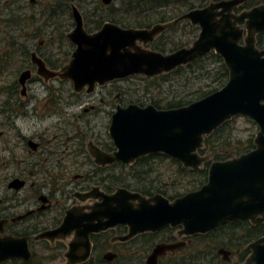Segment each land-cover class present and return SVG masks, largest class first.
<instances>
[{"label":"water","instance_id":"obj_1","mask_svg":"<svg viewBox=\"0 0 264 264\" xmlns=\"http://www.w3.org/2000/svg\"><path fill=\"white\" fill-rule=\"evenodd\" d=\"M245 1H211L203 8L191 9L172 21L148 28H124L107 22L91 34L83 29L81 15L74 7L77 25L68 36L75 49L69 61L59 70L51 71L41 59H33L39 74L70 80L75 91L87 85L89 92L96 84L132 75L152 77L168 73L211 51L222 59L228 70L226 83L187 105L166 109L135 104L118 107L109 126L117 150L110 156L92 144L91 154L97 164L114 160L130 164L141 156L161 153L186 168L196 169L210 159L208 153H200L205 137L221 124L243 116L258 127L253 149L211 161L206 182L174 199L161 193L144 195L125 187L105 193L94 186L87 192L74 193L79 201H94L70 207L57 228L37 237L65 240L75 230L65 252L67 264L86 261L92 248L91 235L118 225H125L127 232L112 240L126 241L165 227H178V236L186 237L238 221L264 223V48L256 45V36L264 33V3L238 13L233 11ZM181 19L199 26L192 43L168 53L148 47ZM29 77L30 70L21 72L19 82L23 89ZM29 145L32 149L37 146L33 141ZM23 185L24 181L18 178L8 183L14 189ZM40 198L45 202V196ZM183 244L184 241L178 240L156 244L144 264H158L161 255ZM247 246L250 252L240 264H264V235ZM217 252L224 260L229 259L230 251L220 248ZM30 256L25 239H2L0 263L16 257L28 260Z\"/></svg>","mask_w":264,"mask_h":264},{"label":"flooded vegetation","instance_id":"obj_2","mask_svg":"<svg viewBox=\"0 0 264 264\" xmlns=\"http://www.w3.org/2000/svg\"><path fill=\"white\" fill-rule=\"evenodd\" d=\"M85 1L86 0H0V18H2L3 23L8 25V27L13 28L14 34L22 40V42H19L14 35L11 37L12 41L10 45L12 46V52L16 55L19 52L21 55V63L16 69L19 70V74L17 79L11 84V89H16L17 85H20L23 88L22 84L19 82V76L21 72L30 70V77L26 82L31 79L32 81L35 80V77L37 76L43 79V85L48 91L47 104L50 109L54 110L55 107L59 106L63 111L67 106L73 105L74 103H78L79 106H81L84 99H87L83 102L84 105L87 102H90L91 104L88 108L84 107L82 112L101 113L106 120V126H108L104 135L98 134L96 136L94 131L92 137L94 140H89L87 143H85L86 137L83 132L77 134L78 149L84 154V163L79 166L85 173L78 175V178H81V181H79L77 185H74L72 190L69 191V196L67 198L69 200L64 199L62 203H59L58 201L55 203L51 197L52 193H40L30 204H25L17 200L15 201L14 197H0V246L2 245V239L4 238L12 237L25 239L31 253L28 260H25L23 257H16L0 264H42L41 261H37V257L42 256L40 254L44 250H51L54 247L58 250L57 257L59 258L60 256H63L65 258V264H67L65 252L67 251L68 242L72 239L75 230L66 236L65 240L54 239L51 241L46 238L37 237L45 231L57 228L62 222L65 211L70 207L74 205L92 204L94 201L93 199H88L84 202L79 201L74 196V193L87 192L94 186L99 187V189L105 193H111L116 187H119L117 185H110L108 188L107 184L111 181L110 175H112V173L115 175H118L120 172L126 173L128 171H147L155 173L159 171H168L171 168H174L175 165V159L161 153L141 156L130 164L125 163L122 160H114L113 162L104 165L97 164L95 162V156L91 154V150L93 149L92 144L97 146V148L103 153L109 154L110 156H113L114 152L117 150L113 138L110 136L109 126L111 124L112 115L118 107L126 108L131 104H135L140 107L152 105L157 109L162 108H158L150 101H142L133 97H130L129 99L126 92L133 91L134 89H125V87L122 86L116 87L114 80L103 85L96 84L95 88L90 92L87 91V85H85L82 90L75 91L70 80L63 81V79L58 77L46 78L38 73V67L33 62V59H41L47 69L56 71L65 65L66 61H68L65 60L66 58L68 59V57H71L75 49V43L68 35L77 25L73 11L74 7L77 8L81 15L83 29L89 34L97 32L101 29L103 24L107 22L125 28L126 26L112 21L111 18L115 16V20L127 19L129 16L134 15V11L136 14L142 11V9H128L127 1L129 0H110L108 3H105L103 0H96L98 6H93L85 12L80 10L82 4H87ZM211 1L217 0H198V2L196 1L195 3H193L192 0H171L168 5H152L153 9L160 12L158 15H163L165 17L164 20H158L155 23L172 21L191 9L207 6ZM249 1L250 0H246L233 11L238 13L242 10L250 9L253 6L264 3V1H261L257 4L247 5V3L249 4ZM4 12H8V14ZM175 12H177V15H175ZM140 15H142V12ZM183 20H186L190 26L198 27L199 33V26L192 24L188 19H181L177 21V23H180ZM168 30L163 33L168 32L169 35L171 31L175 30V28L171 31ZM170 37L171 36H169V38ZM8 53L12 58L11 52L8 51ZM15 60L16 59L13 58L14 63ZM23 61L26 62L23 64ZM32 68L34 69V72L32 71ZM33 74L36 75L34 78H32ZM49 80H52L51 83H48ZM55 80L60 81V83H57L56 85V83H53ZM26 82L24 89L26 87ZM21 94H23V89ZM73 97H75L74 100H72ZM95 98L98 99L96 104ZM10 101V99H6L1 108L4 112H8V114L3 115L7 118L13 113L14 116H12V120L14 121V117L17 116V111ZM86 122L89 123V121ZM24 139L30 150L37 151L40 148V141L33 140V138ZM30 141L37 144L35 149L30 147ZM160 157L163 159H160ZM209 162H211V159ZM14 178L24 181V185L20 189L8 187V183ZM8 183L6 187L9 190L19 191L26 185L27 181L22 177L14 176L8 181ZM41 196L46 197L45 202L42 201V198H40ZM73 198L78 202L70 203ZM162 230H164V228L157 232L141 233L126 241L112 240L114 236H121L127 232V227L125 225H118L113 229L92 234L90 237L92 248L89 258L84 262H77L74 264H128V262H132V264H144L146 257L156 244L162 242L171 243L178 240L173 232V237L170 235L163 236V233H160ZM147 233L157 235L155 237H144L143 235ZM94 235L99 236V243L94 241ZM188 238L189 237H186L182 240L185 244L181 245L179 248L174 251H167L165 254L161 255L158 264L166 258L178 257L180 254L186 255L191 244V241ZM139 247H142L143 253L150 250L144 260L143 253L140 252ZM231 255L232 252L230 251L229 256Z\"/></svg>","mask_w":264,"mask_h":264},{"label":"rangeland","instance_id":"obj_3","mask_svg":"<svg viewBox=\"0 0 264 264\" xmlns=\"http://www.w3.org/2000/svg\"><path fill=\"white\" fill-rule=\"evenodd\" d=\"M192 1L193 3L198 2V0ZM85 2L87 4H82L80 8L85 12L93 6H98L96 0H86ZM4 13L8 14V12ZM197 34L198 30L193 33L189 27L179 25L169 33L168 36H171L169 39H172L173 44H167L166 49L168 50V47L174 44H190L193 35ZM12 35L16 37L17 41L22 42L14 34L13 28L8 27L0 18V197H14L15 201L30 204L40 193H52L53 201L62 203L64 199L69 200L67 199L69 191L81 181L78 175L85 173L79 166L84 163V154L78 149L77 134L83 132L86 137L85 143H87L89 140H94L92 139L94 131L96 136L98 134L104 135L108 126H106V120L101 113L82 112L84 107L88 108L91 104L87 102L84 105L83 102L87 99H84L81 106L74 103L67 106L63 111L59 106L55 107L54 110L50 109L47 104L48 91L43 85L44 81L39 76L35 77V74L32 76V78L35 77V80L27 81L25 89L20 85H17L16 89H11V84L19 74V70L16 69L21 63L19 52L16 55L11 50ZM8 51L11 52L12 58ZM13 58L16 59L15 63ZM69 58L65 60L69 61ZM25 62L23 61V64ZM32 71L34 72L33 68ZM51 81L49 80L48 83ZM114 82L116 87L134 89L126 92L129 99L130 97L138 98L139 95L143 96L144 81L142 79L135 77L128 79L126 77L117 81L114 80ZM199 82H196L195 85H198ZM53 83L57 85L60 81L55 80ZM188 85L184 79H173L166 83L162 90L156 88L154 94L156 95L157 92L161 97H171L176 91L187 89ZM22 89L23 94H21ZM6 99L11 100L10 102L17 111L14 121L12 120L13 113L10 114L9 118L3 116L8 114L1 108ZM74 99L75 97L72 98V100ZM97 102L98 99L95 98V104ZM246 118L237 116L234 121L236 132L244 137L255 131L254 126ZM24 138L40 141V148L37 151L30 150ZM176 173L175 167L168 171L155 172L154 175L156 174L158 181L153 183L162 185L169 191H182L184 189L182 185L188 179L180 177L178 180ZM14 176L22 177L27 181L26 185L19 191H11L6 187L8 181ZM75 202L78 201L73 198L70 203ZM172 229L178 241L186 238L178 236V227ZM139 249L143 253L142 247ZM148 252L143 253V260ZM40 255L42 256H38L37 261H41L42 264H65L63 256L57 257L58 250L55 247L51 250H44ZM219 256L222 257V254Z\"/></svg>","mask_w":264,"mask_h":264},{"label":"trees","instance_id":"obj_4","mask_svg":"<svg viewBox=\"0 0 264 264\" xmlns=\"http://www.w3.org/2000/svg\"><path fill=\"white\" fill-rule=\"evenodd\" d=\"M171 0H129L127 1V7L135 8V10L142 9L137 13L134 11L132 16L127 19L115 20V16L112 17V21L119 23L126 27H149L156 21L164 20L163 15H158L160 12L153 9L152 5H168ZM264 0H250L249 4H257ZM165 13V12H161ZM177 15V12H175ZM179 24L189 26L193 33L198 30V27L190 26V24L183 20L178 22L173 28H177ZM168 30V31H169ZM193 39L196 35H193ZM192 39V40H193ZM191 40V41H192ZM167 44H173L172 39H169L168 32L160 34L155 41L151 43V48L161 51L169 52L187 44H174L166 49ZM256 45L259 48H264V33L256 36ZM213 65V67H212ZM139 78L144 81L143 96L139 95L138 99L142 101H150L154 103L158 108H173L183 105H187L217 89L221 88L228 79V70L225 67L222 59L213 51L210 53L191 61L190 63L179 66L168 73H163L157 76L145 77L141 75H133L130 78ZM173 79H184L185 83L189 84L187 89L178 90L171 95V97H161L154 94V90L163 89V86ZM202 79V81H201ZM198 85H195L196 82ZM163 100H165L163 102ZM247 121L254 126V130H257L255 123L246 118ZM236 117L228 120L216 128L210 135L205 137L204 146L201 152L208 153L211 160H225L241 153L248 152L254 147V135L255 131L248 133V135L241 136L236 132L234 121ZM160 159H163L160 157ZM174 167L177 171L178 180L180 177L187 178L188 181L182 186V191H169L162 185L153 183L158 181L156 174L147 171H128L126 173H118L110 175L111 181L107 184L117 185L119 187H125L131 190L139 191L145 195H153L155 193H161L169 199H174L190 190L199 188L207 180V171L209 161L197 169H190L182 166L181 163L174 160ZM173 229L165 227L160 233L163 236H172ZM264 234V223L251 224L249 221H241L225 224L215 230H212L205 234H197L189 237L192 240L189 250L186 255H179L178 257H170L160 261V264H240L248 256L250 250L248 244L262 236ZM157 234L147 233L144 237H155ZM107 238V237H104ZM96 243H99L100 238L97 235L93 236ZM223 247L232 252L230 259L224 261L217 253V249ZM132 264V262H128Z\"/></svg>","mask_w":264,"mask_h":264}]
</instances>
